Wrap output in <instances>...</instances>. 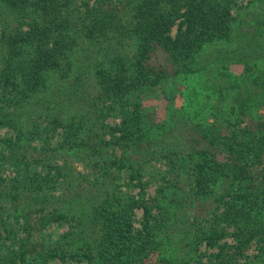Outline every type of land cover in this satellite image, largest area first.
<instances>
[{
	"label": "trees",
	"instance_id": "16d2710c",
	"mask_svg": "<svg viewBox=\"0 0 264 264\" xmlns=\"http://www.w3.org/2000/svg\"><path fill=\"white\" fill-rule=\"evenodd\" d=\"M239 1L0 0V264H264V0ZM232 64L244 97L144 105Z\"/></svg>",
	"mask_w": 264,
	"mask_h": 264
},
{
	"label": "rangeland",
	"instance_id": "374dc122",
	"mask_svg": "<svg viewBox=\"0 0 264 264\" xmlns=\"http://www.w3.org/2000/svg\"><path fill=\"white\" fill-rule=\"evenodd\" d=\"M247 0L239 1L241 4H246ZM173 33H176V27L173 30ZM149 65L154 66V70L158 71L159 73L166 72V71H172L174 68V65L172 61L170 60V57L168 54L163 51L162 49H157L155 52L152 53L151 59L149 60ZM151 69V68H150ZM228 71H230V75L227 76V78H222L219 76V74L216 72L215 69L209 68L204 71V73L201 72V77H198V74L191 75L190 73H184V76L189 74L190 77L187 79H184L183 81H178L176 77L170 75L168 78L163 80V83L161 84V87L156 86L153 88H150L147 90L146 93L142 95L144 105L146 106L148 112H150L157 121L164 120L167 116V112H170V107H185V103L187 99H183V97L180 94V91L184 89V93H190L191 89H194V85L196 81L198 80V83H205L207 87L211 86L212 94L216 95V99L218 97V93L215 92L217 88L223 87L224 92L227 97L230 99H235L237 97L238 93H241L242 97H244L245 94L248 92V87L246 88L245 84H242L243 82L240 81H234L232 78L234 76H239L243 72V68L238 64H232L227 68ZM259 76L263 78L264 71H259ZM232 80V81H231ZM251 82V81H250ZM239 85L237 87H233L232 85ZM228 85H230L228 87ZM227 87V88H226ZM173 94H176V98L172 97ZM211 94L209 98L215 102L214 96ZM219 105V104H218ZM220 109L222 107H227V105H219ZM264 112V111H263ZM176 121L181 120V116H179L177 113H171ZM213 117H210V120H212ZM111 123H114L117 120L110 119ZM7 135H9L8 131L4 127H0V139L5 138ZM122 149L118 148V153L120 154ZM219 157L222 159L224 155H219ZM224 159V158H223ZM157 165L165 166L164 163H158ZM158 183L153 182L150 184L146 191L149 194H154L156 187ZM139 189L136 188L133 193H138ZM143 211L142 209L136 210L135 214V227L140 228L141 227V219H142ZM57 228L53 226L48 231H55ZM66 230V227L59 228L58 232H63ZM231 241V238H228ZM202 249L207 252L211 253L212 251L216 250V248H210L206 247L205 245L202 246ZM256 249L255 247H251L247 253L248 254H255ZM164 255H169L164 253ZM159 254H151L150 258L146 259V261L140 263V264H163L160 263L159 260ZM161 257V256H160ZM51 264H62L60 262H53ZM69 264H85L81 262H70Z\"/></svg>",
	"mask_w": 264,
	"mask_h": 264
}]
</instances>
